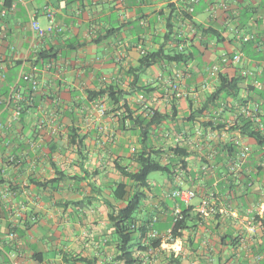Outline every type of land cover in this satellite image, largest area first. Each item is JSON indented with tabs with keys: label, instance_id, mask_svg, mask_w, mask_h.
Here are the masks:
<instances>
[{
	"label": "crops",
	"instance_id": "1",
	"mask_svg": "<svg viewBox=\"0 0 264 264\" xmlns=\"http://www.w3.org/2000/svg\"><path fill=\"white\" fill-rule=\"evenodd\" d=\"M11 1L0 15V264H11L12 255L18 264H123L122 239L109 216L123 202L111 191L127 182L117 165L136 170L135 153L149 150L132 120L124 119L125 100L136 114L155 109L167 115L151 140L161 150L158 158L173 167L162 192L154 193L150 182L127 234L135 264H264V212L257 215L264 209V170L259 174L255 165L264 148L228 129L238 115L230 104L209 108L193 124L187 120L220 73L245 75L243 97L264 111V0H198L189 18L183 10L190 0ZM32 14L61 31L33 46ZM244 36L250 39L244 42ZM161 47L190 58L152 65L135 84L140 57ZM43 50L56 57L35 68L34 87L24 77L29 59ZM236 53L240 62H223L224 54ZM174 84L189 95L175 97ZM109 86L124 100L91 97L90 91ZM231 142L239 144L236 154ZM176 145L190 152L186 167L170 150ZM246 147L247 159L235 166ZM247 178L254 184L246 186ZM176 188L196 195L181 201L172 196ZM205 199L212 211L203 215L197 208ZM177 207L189 211V229L147 247L140 225L157 217L155 227L165 235ZM252 215L254 233L248 229Z\"/></svg>",
	"mask_w": 264,
	"mask_h": 264
},
{
	"label": "trees",
	"instance_id": "2",
	"mask_svg": "<svg viewBox=\"0 0 264 264\" xmlns=\"http://www.w3.org/2000/svg\"><path fill=\"white\" fill-rule=\"evenodd\" d=\"M11 2V0H7V5L9 7L11 6ZM183 12L184 16H186L187 18H189L192 13V11L189 10V6L185 7ZM173 25V23H170L167 27L166 37L168 41L173 40ZM210 32L218 33V31L216 30H205V33ZM233 56L234 55L229 54V57L231 59L233 58ZM55 57L56 54H50L46 50L36 53L34 58L29 59L31 68H28V74L25 75L24 78L28 80L27 77L34 76L36 67L43 65L47 59ZM189 58L190 53H186L185 51L168 53L163 47L155 51L146 52L140 57L138 65L133 69L136 76L134 83L137 84L140 79L141 73H143L152 65L159 64L164 60L187 62ZM246 78L247 77L242 73H237L234 76H230L227 73H220L218 85L213 90V92L206 97L202 107L193 109L191 111L189 117L187 118L188 122L193 124L197 120V117L203 115L204 112H206L209 108H218V106L223 103L230 104L231 106L235 107L238 115L235 121L228 126V129L236 130L242 136L252 139L259 149L264 148V133L259 129V127L253 120H251L249 117H246V115L239 114L240 106L245 103H250L249 99L247 97H243L242 95ZM143 87L144 86H139L138 88L143 89ZM90 94L91 97L94 98L107 96L113 103H120L122 100H124L122 98L123 92L118 89L115 90L113 86L90 91ZM233 100H235L237 104L231 102ZM125 101L123 102L124 112L126 113L124 119L132 120L134 124L133 126L138 131L140 143L147 145L149 150L142 149L135 153V161L137 163L136 170H130L127 166L122 164L117 165V168L119 169L122 176L127 180V182H118L117 185L112 189L111 194L114 199L122 201L123 205L117 209L114 208L109 216L110 219L114 222L116 233L122 239L119 250L121 252L120 258L123 264H135L136 259L133 258L132 251L130 249V246L128 245L129 238L127 234L132 231L133 226L135 225L134 223L137 221V217L135 216V214L141 208L142 202L146 195L145 190L151 187L149 175L152 172L161 171L166 172L168 174V177H171V175L173 174V167L171 166V164H166L160 158H158L161 156V150L154 149L152 147L151 140L153 130L160 126L163 120L167 118V115L159 114L155 109H150L149 111L147 110L145 113L136 114L130 109V107L127 105V102ZM169 116L171 117V119L175 118L177 116V109L174 108L172 110V114ZM211 126L214 128H227L226 123H220V125L216 127L213 125V123H211ZM229 149L232 153L236 154L237 152H239V144L231 142L229 143ZM170 150L182 163V167H186L187 162L185 160V157L189 156L190 154L188 148L176 145L174 147H170ZM262 162H264V157H261L260 162H256L255 164L257 166V171L259 174H261L264 170V165L262 164ZM247 176L248 175H246V177ZM254 182V179L247 178L246 186H250V184H254ZM190 216L191 215L189 214V211L187 209L182 210L181 218L176 219V217L174 216L172 226L173 238L181 237L182 231L185 229H189L190 226L188 223V219ZM152 219L141 224L139 230L143 233L144 236L146 235V240L148 241L147 243H149L147 247L151 246L156 248L161 246L162 238H148V231ZM174 259L179 262L178 258Z\"/></svg>",
	"mask_w": 264,
	"mask_h": 264
},
{
	"label": "built area",
	"instance_id": "3",
	"mask_svg": "<svg viewBox=\"0 0 264 264\" xmlns=\"http://www.w3.org/2000/svg\"><path fill=\"white\" fill-rule=\"evenodd\" d=\"M196 2H198V0H190V3H191V6L189 7L190 11L194 10V4ZM9 8L10 7L7 5V0H0V15L6 14V12L8 11ZM50 16H51V19L53 20L52 14H50ZM30 27L32 30L31 43L33 46L36 45L37 38H42V37L49 35L51 33H54V32L58 33L61 31V28L55 26V24H53V23H50L48 26H42L34 14H32L30 16ZM1 35H2V29L0 27V36ZM249 39H250L249 37L244 36L242 40L244 42H247ZM222 60H223V62H227L230 60L234 63H238L241 61V55L239 53H236L233 56V58L231 59L229 57V55L224 54L222 56ZM212 70H218V66L215 65L214 67H212ZM0 75L2 77H5V73H0ZM27 78L30 80V82L32 83V85L34 87H36L38 85V80L35 77L29 76ZM256 86L258 88H262V82H260V81L256 82ZM173 89L175 91L176 97H178V98H184V97H187L189 95L186 91L181 90L177 84L173 85ZM1 102L2 101L0 100V103ZM20 114H21V109L19 108L15 111L14 116L16 118H18L20 116ZM239 114L246 115V117H249L251 120H253L255 122V124L259 127V129L264 133V111L262 109V104L260 102H253V103L250 102V103H245V104L241 105L240 109H239ZM41 122H44V119H42ZM248 155H249V149L247 147L242 148L240 158L235 163V166H237V167L241 166L242 162L245 159H247ZM262 164L264 165V162H262ZM195 195H196V192L190 188H176L172 192V196L174 198L179 199V200L184 201V202H189L192 198L195 197ZM197 211L200 214L206 215L210 211H212V206L210 205L209 201L205 199L198 206ZM261 212H264L263 208L261 210H258L257 215H260ZM175 217H176V219L182 217V210L179 207H177L175 209ZM156 220H157V217H154L152 219V222L150 223V227H149V231H148V238L155 239V238L161 237L162 239L167 240V241L173 240L174 238L172 236V228L168 229V231L165 233V235H162L160 233V231L155 227ZM255 220H256L255 215L250 216V218L248 219V229L252 233H254L256 230ZM15 235H16L15 232H13V231L10 232L11 237H15ZM11 264H18V261H17V258L15 255H12V257H11Z\"/></svg>",
	"mask_w": 264,
	"mask_h": 264
},
{
	"label": "rangeland",
	"instance_id": "4",
	"mask_svg": "<svg viewBox=\"0 0 264 264\" xmlns=\"http://www.w3.org/2000/svg\"><path fill=\"white\" fill-rule=\"evenodd\" d=\"M168 178V174L166 172L155 171L150 173L149 180L152 183L153 192H162L164 188V181ZM139 210L136 212L135 216L139 218Z\"/></svg>",
	"mask_w": 264,
	"mask_h": 264
}]
</instances>
